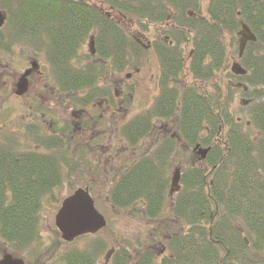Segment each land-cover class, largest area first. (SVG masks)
Returning <instances> with one entry per match:
<instances>
[{
  "label": "trees",
  "instance_id": "trees-1",
  "mask_svg": "<svg viewBox=\"0 0 264 264\" xmlns=\"http://www.w3.org/2000/svg\"><path fill=\"white\" fill-rule=\"evenodd\" d=\"M100 2L130 20L140 36L147 39L150 34L148 39L163 65L164 87L157 102L162 113L136 116L123 126L122 134L128 142H139L147 137L153 119L174 116L178 137L163 139L159 156L150 151L126 165L107 192L115 211L142 219L159 243H166L167 252L159 259L147 248L136 264H264V0ZM0 8L8 28L23 30L35 21H45L46 27L39 29L54 31L50 35L55 56L50 63L63 77V91L88 94L107 71L102 63L71 65L74 51L83 48L88 36L93 35L96 54L113 70L122 69L142 50L123 23L87 0H0ZM241 22L256 40L246 44L238 59L246 74L235 77L229 67L232 57L237 59ZM158 32L161 38L155 37ZM184 66L188 85H170L177 82ZM221 74L251 87L243 94L257 100L247 108L255 134L233 111L232 89L217 85L216 75ZM183 144L188 146V166L180 169V189L169 205L172 156L179 154ZM199 147L208 148L203 158L197 153ZM44 148L32 151L31 161L12 168L0 162V175L11 177L4 183L0 179V235L30 246L34 254L42 245V200L52 198L59 189L61 163L66 159L52 153V145ZM3 185L12 191L11 196L3 195ZM112 247L113 264H127V247L118 242ZM104 249L100 240L93 242L90 251L69 249L61 263L94 264Z\"/></svg>",
  "mask_w": 264,
  "mask_h": 264
},
{
  "label": "flooded vegetation",
  "instance_id": "flooded-vegetation-1",
  "mask_svg": "<svg viewBox=\"0 0 264 264\" xmlns=\"http://www.w3.org/2000/svg\"><path fill=\"white\" fill-rule=\"evenodd\" d=\"M92 5L94 8H98L95 3H92ZM99 9L102 10L100 7ZM0 12L4 15V22L0 26L1 163L10 166V168L15 164L21 165L22 162L32 160V151L42 152L45 149L44 147L52 145V153L57 152L59 156L64 155L65 158L72 159L65 161L68 167L61 163L62 171L59 172V178L63 180L65 175L78 174L81 168L80 161L75 160L76 156H70L67 153L69 151L66 149L67 143L72 145V148L75 146L74 152L77 148H80L85 158L89 156V159L96 160L97 156L100 159L103 155L105 161L110 162L113 159V153L110 151L113 148L111 144V142L113 143L112 135L117 130L124 145L119 150L123 153L124 161L121 168L122 172H125L129 167L126 165H130L136 159L148 154L152 148L155 149L156 156H159V144L163 139L178 138L175 131L174 116L168 119L162 117L153 119L146 137L150 139L149 141L143 138L136 143L128 142L122 134L123 126L136 116L152 111L162 113V108L157 107V102L164 87L162 83L163 65L151 45V40L140 35L135 38L142 49L141 51L149 48L153 49L158 60V70L149 76L150 82L156 90V94L151 98V100L153 99V105L148 110L149 103L142 98L143 104H147L142 108V113L135 115L138 113L136 112L135 116L126 120L128 113L136 110L133 104V90L139 82L135 80V83L133 82L130 86L126 84V80L132 78L130 72L125 74V80L117 78L119 73L114 72L110 64H106L96 54L93 35L88 36L82 48L88 47L85 56L82 59L80 58L82 49L80 50L78 47L77 51H74L75 56L72 57L71 65L79 68V66L87 67L99 65L100 63L104 64L107 71L96 79V81H102L104 88L99 91L94 86L88 94H83L84 97L81 99L79 93H82V91H63L60 86L63 77L54 70L55 67L50 63V58L55 56L52 54V36L50 35L54 31L46 28L39 29L40 26L46 27V22L35 21L23 30L11 29L5 25L7 19L5 11L0 8ZM106 13L107 16L111 15L108 12ZM58 32L61 33L62 30H58ZM155 37L161 38L160 33L158 32V36ZM16 49H19L21 53L19 56L20 61H23V65L18 69L12 66L13 62H11V56H13ZM140 55L136 59H139ZM186 60L187 56L184 58L185 65ZM231 62L234 61L231 60ZM125 67H123V70H125ZM243 70L245 72L239 75L230 73L235 77L244 76L246 70L244 68ZM140 71L141 68L133 66L134 73L138 74ZM179 75L177 82H172L170 85L178 83V86H187L188 82H185V78L188 73L185 66ZM221 79V76L216 75L217 85H221L222 89L230 87L233 94L238 92L240 97L244 98L239 99L240 106L246 105L244 107L248 108L257 102L254 97L243 94L251 90V87L246 83L226 78L227 81L221 84ZM238 84L240 86H237ZM97 91L99 92L97 93ZM245 112L247 114V110ZM3 113L7 114V120H1ZM242 122H245L246 128H250V121L242 120ZM181 148L184 152L186 151L185 157H182V153L177 154L175 152L173 154V170L176 169L174 164L178 163L180 166L182 161L185 166H188V146L183 144ZM10 178L8 175H0L3 183L10 180ZM2 189L3 195L7 197L12 195V191L6 188L5 185L2 186ZM4 206L6 208L10 205L5 204ZM53 259L54 255L50 256L47 251L41 249L34 254L30 246L17 245L0 235V264H49V261Z\"/></svg>",
  "mask_w": 264,
  "mask_h": 264
},
{
  "label": "rangeland",
  "instance_id": "rangeland-1",
  "mask_svg": "<svg viewBox=\"0 0 264 264\" xmlns=\"http://www.w3.org/2000/svg\"><path fill=\"white\" fill-rule=\"evenodd\" d=\"M87 1L95 3V5H97L98 8L100 7L103 10H108V12L115 20L125 25L131 37L133 38L139 37L138 28L136 26H133L130 20L128 21L124 19L123 18L124 16L119 15L114 11H109V9L106 6H104L100 2V0H87ZM146 37L152 39L150 34L147 35ZM87 48L88 47L86 46L84 49H82L81 51L82 55L80 57L81 59L85 56V53L87 52ZM185 48L186 50H188L187 46ZM138 52L139 54H141L139 56V59H136L137 57H135L134 59H130L128 63H124V66H126L125 70H123V68L120 70H118V68L114 69V72L117 71L119 73L117 75V78L119 80L120 79L125 80L124 79L125 74L128 72L132 74V78L126 80V84H128L129 86L133 82L135 83V80L139 82L138 85L135 87V90H133V104L136 110L128 113L127 115L128 117H126V120L131 119L133 116L142 113L143 110L142 108L145 105H147V104H143L142 98L147 100V102L149 103L148 110H150L153 105L152 104L153 99L151 100V98L156 94V90L153 88L149 76L150 74H153L154 71L158 70V62H157L158 60L155 56L153 49L151 48ZM20 55L21 53L19 49H16L13 56H11L12 57L11 62H13L12 66H14L17 69L23 65V61H20L19 59ZM231 60L236 61L235 56L232 57ZM132 62L133 64H131ZM230 63L232 62L230 61ZM133 66H137L141 68L140 73L138 74L134 73ZM121 70L123 71L120 72ZM221 77H222L221 84L227 81L225 80L226 78L222 76V74ZM185 82H188V76L185 78ZM96 86L95 88L99 91L102 88H104L103 87L104 84H102V81L100 82L97 81ZM99 91H97V93ZM83 94H87V91H83L82 93H79V97L81 99L84 97ZM242 98L243 97H240L238 92L232 95V109L234 112L238 114L237 116L241 117L243 121L246 120L249 121L250 117L245 112L247 108L245 109L244 107L246 105L240 106V104L238 103L239 99ZM136 112L138 113L135 114ZM7 119H8L7 114L3 113L1 116V120L4 121ZM14 125L15 123L13 124V127ZM253 131L254 128L250 126V132ZM120 138L121 135L117 132V130L114 131L112 135L113 143L111 142L113 148H111L110 150L113 153V159L110 162H106L103 155L101 156L100 159L97 156L96 160L89 159V156L85 158V155L83 154L82 150H80V148H77V150L74 152L75 146H73L72 148V145H69L68 143L66 144L67 147L66 149L69 150L67 153L70 156L72 155L76 156L75 160L80 161L81 168L78 171V174L74 173L72 175L64 176V179L62 180L59 189L54 190L52 192V198L48 196L43 198L42 200L41 203L42 205L40 209L39 234L42 242L41 249L43 251H47V253L50 256L54 255V259L52 261H49V264H62L61 257L64 255V252L68 251L69 249L86 248L90 251L92 250L93 242L95 243L98 240L105 243L106 249H104L100 254L97 255L94 264H105L104 257L109 252V249L112 247V245H115L117 242L119 244H123V246H126L128 249L130 257L127 264H136L137 259L144 254L142 252L145 251L147 248L152 250L155 257L158 259L163 253L167 252V250L165 249L166 243L164 241L163 243H159L157 235L153 236L150 233L151 227L146 226L142 222L143 221L142 219L136 216H130L127 214V212L124 211H115L107 201V192L109 191V188L112 185L113 177L115 173H116V177H118L119 174L122 172L121 167L123 166L124 159H123V153H121L119 149H122L124 145L122 144ZM144 140L149 141L150 139L144 138ZM150 151L154 152L155 149L152 148V150ZM185 152L183 151L182 148H180L179 154L182 153V157H185ZM65 161H68L67 157ZM184 164H180L181 168ZM64 165L68 167L66 162L64 163ZM180 166L178 165V163L174 164V168L177 167L179 170H180ZM172 170L173 168L170 169L169 177L171 176ZM76 188H88L89 193L94 200L96 209L103 215L104 219L106 220V225L103 229H101L97 233L93 235H86L80 237L78 238V240H75L71 244L67 245V244H63L60 238V234L55 229L54 216L62 198L65 195H68ZM170 198L172 199L173 196L171 195ZM170 203L171 200H168L167 204L170 205ZM138 242L140 243L137 244ZM41 249H38V251ZM155 257H154V261H157L158 259H156ZM107 264H113L112 255H110Z\"/></svg>",
  "mask_w": 264,
  "mask_h": 264
},
{
  "label": "water",
  "instance_id": "water-1",
  "mask_svg": "<svg viewBox=\"0 0 264 264\" xmlns=\"http://www.w3.org/2000/svg\"><path fill=\"white\" fill-rule=\"evenodd\" d=\"M4 21V15L0 12V26ZM238 40V56L240 57L246 43L254 41L255 37L248 26L241 22V30ZM233 74H243L245 71L234 62L230 68ZM237 86H240L238 84ZM245 89V88H244ZM207 149L199 150L198 153L204 157ZM179 173L178 170L172 175L169 194L178 190ZM54 225L60 233L61 239L65 242H72L78 237L94 234L106 225L104 217L95 209L93 200L86 189L78 188L70 195L64 197L54 216ZM113 250L105 256L107 263Z\"/></svg>",
  "mask_w": 264,
  "mask_h": 264
}]
</instances>
